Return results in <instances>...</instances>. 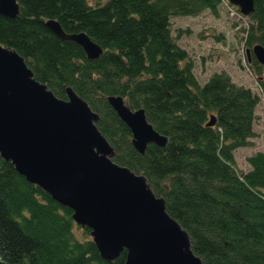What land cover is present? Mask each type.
Returning <instances> with one entry per match:
<instances>
[{"label":"trees","instance_id":"trees-1","mask_svg":"<svg viewBox=\"0 0 264 264\" xmlns=\"http://www.w3.org/2000/svg\"><path fill=\"white\" fill-rule=\"evenodd\" d=\"M15 17L0 14V44L15 50L60 98L69 86L98 113L96 127L113 161L143 174L167 213L189 235L204 264H264V152L238 171L233 151L251 144L259 96L224 72L202 84L176 43L172 14L217 13L221 0H16ZM244 45H264V0H253ZM83 31L102 47L88 59L80 45L46 24ZM182 30H177V37ZM256 73L261 65L251 55ZM264 97V79L258 78ZM120 95L167 136L165 146L139 153L129 127L106 101ZM210 115L212 126L206 125ZM0 156V264H125V250L103 260L89 228Z\"/></svg>","mask_w":264,"mask_h":264},{"label":"water","instance_id":"water-1","mask_svg":"<svg viewBox=\"0 0 264 264\" xmlns=\"http://www.w3.org/2000/svg\"><path fill=\"white\" fill-rule=\"evenodd\" d=\"M242 15L253 0H227ZM16 0H0V14L15 17ZM45 24L61 39L80 45L88 59L102 47L83 31L65 32L58 21ZM263 67L264 45L245 49ZM57 97L33 76L24 58L0 44V156L61 205L73 221L87 227L100 257L112 262L125 250V264H204L191 248L189 235L165 209L143 174L113 161L114 150L96 127L98 113L69 86ZM107 103L129 127L131 144L143 153L147 144L165 146L167 136L120 95ZM210 115L206 125L212 126Z\"/></svg>","mask_w":264,"mask_h":264},{"label":"rangeland","instance_id":"rangeland-1","mask_svg":"<svg viewBox=\"0 0 264 264\" xmlns=\"http://www.w3.org/2000/svg\"><path fill=\"white\" fill-rule=\"evenodd\" d=\"M217 8L216 14L207 8L195 15L172 14V34L193 61L199 83L215 72H224L232 82L259 96L254 107L251 144L233 151L236 169L246 172L250 169L247 157L256 151L264 152V97L258 84V78L264 79V72L261 66V73H256L251 57L250 61L246 58L244 37L250 23L248 16H241L238 7L225 0ZM177 30H182L178 37Z\"/></svg>","mask_w":264,"mask_h":264},{"label":"flooded vegetation","instance_id":"flooded-vegetation-1","mask_svg":"<svg viewBox=\"0 0 264 264\" xmlns=\"http://www.w3.org/2000/svg\"><path fill=\"white\" fill-rule=\"evenodd\" d=\"M248 61H250V58H248Z\"/></svg>","mask_w":264,"mask_h":264}]
</instances>
